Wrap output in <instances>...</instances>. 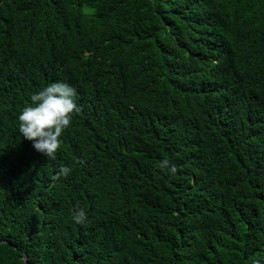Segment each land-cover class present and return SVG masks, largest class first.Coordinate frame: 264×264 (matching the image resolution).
I'll return each instance as SVG.
<instances>
[{"label": "trees", "instance_id": "obj_1", "mask_svg": "<svg viewBox=\"0 0 264 264\" xmlns=\"http://www.w3.org/2000/svg\"><path fill=\"white\" fill-rule=\"evenodd\" d=\"M56 80L80 111L48 158L17 115ZM253 259L264 0H0V264Z\"/></svg>", "mask_w": 264, "mask_h": 264}, {"label": "clouds", "instance_id": "obj_2", "mask_svg": "<svg viewBox=\"0 0 264 264\" xmlns=\"http://www.w3.org/2000/svg\"><path fill=\"white\" fill-rule=\"evenodd\" d=\"M76 88L62 80L52 81L30 95V101L17 115L18 131L23 138L32 142L33 148L48 158H54L62 144V133L70 126L73 114L80 111L76 103ZM159 167L169 174L176 172V165L168 158L159 162ZM70 167H61L58 176L67 177ZM76 224H85L88 214L83 207L72 212ZM251 264H260L253 259Z\"/></svg>", "mask_w": 264, "mask_h": 264}]
</instances>
